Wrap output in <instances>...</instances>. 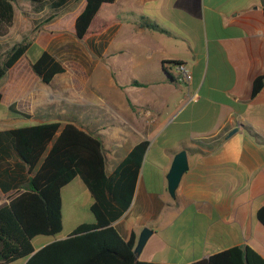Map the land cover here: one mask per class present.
I'll list each match as a JSON object with an SVG mask.
<instances>
[{
	"label": "crops",
	"instance_id": "1",
	"mask_svg": "<svg viewBox=\"0 0 264 264\" xmlns=\"http://www.w3.org/2000/svg\"><path fill=\"white\" fill-rule=\"evenodd\" d=\"M84 4L74 1L46 22L30 44L39 50L28 58V48L1 79L8 109L0 131L20 122H72L101 141L107 174L146 141L130 205L112 223L122 239L135 235L134 246L143 227L151 229L138 260L190 264L243 245L264 259L256 218L264 208V86L251 94L264 75V0H114L98 16L120 22L80 40L74 20ZM43 50L64 68L48 83L31 69ZM173 62L190 68L188 85L175 81ZM182 149L189 167L171 197L166 174ZM28 177L0 138V205ZM60 194L61 234L34 237L33 252L94 222L80 176Z\"/></svg>",
	"mask_w": 264,
	"mask_h": 264
},
{
	"label": "trees",
	"instance_id": "2",
	"mask_svg": "<svg viewBox=\"0 0 264 264\" xmlns=\"http://www.w3.org/2000/svg\"><path fill=\"white\" fill-rule=\"evenodd\" d=\"M20 1H27L35 12L47 8L49 15L45 21L48 22L62 14L70 3L79 0H0V38L8 33L14 5ZM113 2L85 0L74 20L75 36L85 40L119 23L118 17L98 16L103 6ZM146 25L161 30L155 23ZM32 40L23 38L6 48L0 44V80ZM31 69L44 83L64 70L45 50L31 63ZM263 86L264 75L255 78L252 96ZM17 112L29 117L27 113ZM0 138L11 144L29 174L22 190L14 192L0 205V264L23 258L27 259L25 264H160L136 259L135 235L124 240L112 225L130 205L146 141L136 144L113 172L107 174L101 141L72 122L63 126L58 121H50L15 127L0 131ZM75 176L81 177L92 196L90 210L94 222H84L72 235L56 238L33 252L34 237L61 234L60 191ZM256 218L264 226V208L257 210ZM190 264H264V259L254 249L243 245Z\"/></svg>",
	"mask_w": 264,
	"mask_h": 264
},
{
	"label": "rangeland",
	"instance_id": "3",
	"mask_svg": "<svg viewBox=\"0 0 264 264\" xmlns=\"http://www.w3.org/2000/svg\"><path fill=\"white\" fill-rule=\"evenodd\" d=\"M78 3V2H77ZM49 15L47 8H44L41 12H35L31 5L27 1H20L15 4L14 17L11 27H9L8 33L0 38V44L2 48H6L13 43L25 39H34L42 26L46 23L45 18ZM49 32V30L47 31ZM57 30L54 31L56 36ZM40 44H32L28 49V58L34 56L36 51L39 50ZM3 80H0V85ZM8 109L7 99H4L0 103V118L4 116L5 111ZM27 122L16 123L14 126H27ZM39 238H46V236H37Z\"/></svg>",
	"mask_w": 264,
	"mask_h": 264
},
{
	"label": "water",
	"instance_id": "4",
	"mask_svg": "<svg viewBox=\"0 0 264 264\" xmlns=\"http://www.w3.org/2000/svg\"><path fill=\"white\" fill-rule=\"evenodd\" d=\"M237 129H238L237 127H234L233 129H231L228 133V136L233 134ZM188 167L189 165H188V160H187V152L185 149H182L174 155L171 166L166 174L167 190L171 197L175 196L176 189L179 185L181 177L183 173L188 169ZM151 232H152L151 229H149L146 226L143 227V229L141 230L138 236V239L136 241V244L134 246V249H133L135 257L140 252L142 247L144 246Z\"/></svg>",
	"mask_w": 264,
	"mask_h": 264
},
{
	"label": "built area",
	"instance_id": "5",
	"mask_svg": "<svg viewBox=\"0 0 264 264\" xmlns=\"http://www.w3.org/2000/svg\"><path fill=\"white\" fill-rule=\"evenodd\" d=\"M173 70V76L176 82L188 85L191 81V70L190 68L182 62H175L171 64ZM197 96L196 93H192L189 99H194Z\"/></svg>",
	"mask_w": 264,
	"mask_h": 264
}]
</instances>
